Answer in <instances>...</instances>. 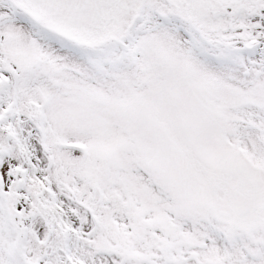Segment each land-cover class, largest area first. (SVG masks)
<instances>
[{
    "label": "snow or ice",
    "instance_id": "obj_1",
    "mask_svg": "<svg viewBox=\"0 0 264 264\" xmlns=\"http://www.w3.org/2000/svg\"><path fill=\"white\" fill-rule=\"evenodd\" d=\"M0 264H264V0H0Z\"/></svg>",
    "mask_w": 264,
    "mask_h": 264
}]
</instances>
